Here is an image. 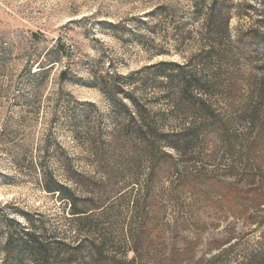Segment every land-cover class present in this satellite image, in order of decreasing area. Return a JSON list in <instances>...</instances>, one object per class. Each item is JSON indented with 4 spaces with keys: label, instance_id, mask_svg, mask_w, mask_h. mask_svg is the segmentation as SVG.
Here are the masks:
<instances>
[{
    "label": "rangeland",
    "instance_id": "1",
    "mask_svg": "<svg viewBox=\"0 0 264 264\" xmlns=\"http://www.w3.org/2000/svg\"><path fill=\"white\" fill-rule=\"evenodd\" d=\"M230 1V38L251 30L264 37V0ZM190 3L0 0V264L6 231L20 230L18 223L52 247L86 239L102 243L104 253L123 264L133 263L134 241L150 245H139L147 264L182 255L190 242L194 249L181 256L182 264H241L264 250V43L253 44V62L227 61L225 74L213 79L217 64L203 67L210 45L199 21L193 38L178 46L164 16L149 30L138 20L160 5L183 13ZM130 29L139 34L131 36ZM59 37L70 54L57 71L33 77ZM154 47L166 52L157 54ZM160 61L186 64L190 71L196 66L197 79L209 90L198 86L192 72L186 73L187 91H169L166 76L142 73L124 82L126 95L109 98L111 74ZM62 68L69 71L65 80L58 76ZM184 93L194 97L196 108L211 109L187 108ZM213 120L207 136L182 147L134 133L137 124L168 133ZM162 152L173 160L161 159L164 170L148 191V174ZM204 176L223 181L227 188H207L230 189L229 197L210 192L199 200L175 183ZM72 204L88 216L79 221ZM212 241L229 243L222 248L227 251L211 250Z\"/></svg>",
    "mask_w": 264,
    "mask_h": 264
},
{
    "label": "trees",
    "instance_id": "2",
    "mask_svg": "<svg viewBox=\"0 0 264 264\" xmlns=\"http://www.w3.org/2000/svg\"><path fill=\"white\" fill-rule=\"evenodd\" d=\"M190 2L191 3L189 7L184 10L183 13H179L177 10L170 11L166 6L160 5L145 13L146 16L139 17L138 20L142 25L148 26L149 30L159 26L160 21L156 20L164 16V19H166V21L172 26V35L175 38L176 44H178V46H183L189 42L191 38H193L194 29L198 27V23L196 24V22L199 21L200 26H202L203 29L201 34L205 33V35L208 36L206 37V40L210 45V47L205 51V56L203 57V67L207 68L212 62L217 64V69L212 74L214 75L213 79L225 74L226 71L223 67L227 61L249 60L250 62H253L254 57L251 56V48H255V45L253 44L256 42L259 44L264 43V37L259 38L256 34L257 31L251 30L248 31V37L246 36L243 38L242 35H239L236 39L230 38L231 21L235 10L233 9L234 3L232 1L190 0ZM248 7H252V5H248ZM109 24L113 28H119L122 26L118 23ZM129 31L131 36H137L139 34L137 33L136 29H130ZM246 41L249 42L247 43L249 44L247 46L244 44ZM154 48L156 51L155 53L157 54H163L166 52L164 49L165 47ZM70 52L71 49L69 46L64 42L63 38L59 37L49 46L44 56L39 60L38 70H36L32 76L43 77L49 73H52L54 70L57 71L58 68L56 66L61 63L63 56H68ZM195 70L196 66L194 70L190 71L187 69L186 64L176 61H160L151 65H147L144 69H140L127 75L120 73L111 74L110 78H113L114 82L111 84L107 83L106 91L111 100H114L116 93H123L126 95L127 91L125 89L126 87L124 82L128 80L134 81L138 79L139 75L142 73H145L147 76L152 74L166 76V78L169 79L167 83V88L169 91H175L179 89L182 91H187L190 88L189 84L191 82V79L188 80L186 78V73L188 72L193 73L192 77L196 79V82L199 84L198 86H200L202 90L208 91L209 87L207 86V82L204 83L197 79L196 75H198L199 71ZM58 74L61 80H65L69 76V71L67 68H62ZM181 98L187 102L186 106L189 109H203L207 112L211 109L207 104H201V106L198 105V108H196V105L193 103L194 97L191 95L184 93ZM215 122L219 124L221 121L219 119H215ZM213 124L214 120L202 127H191L179 132L170 131L168 133H164L158 129H150L148 126L137 124V126L134 128V133L135 137L140 140H153L159 142L165 141L172 147H182L194 142L195 140L203 139V137L208 135L209 130L214 127ZM161 159L163 161H168L170 159L173 160V156L170 153L162 152V155L159 157V159L152 164L147 181L145 183V188L148 191L155 189L157 177H159L160 173L164 170L163 164H161ZM175 183H177V186L182 185L190 188L189 190L194 194L196 199L199 200L201 198L208 199L210 192L219 194L225 198H228L231 194L230 189L215 190V188H207L211 185H214L215 187L217 184L222 185L224 188L228 187L223 181L216 180L213 177L204 176L195 178L194 180L180 178ZM62 190L63 185L57 184L55 191L61 192ZM72 206H74L72 214H74L79 221L88 216L89 211L78 209L76 205L73 204ZM18 225L20 230L10 229L6 231L4 246L2 248V264H25V257H30V259L33 260V264H123L122 261L116 259L115 257L109 256L108 254L106 255L101 247L102 243L99 245V243H96L94 240L89 241L86 239L87 241L85 240L70 245L63 244V247L55 245L52 247L53 243L43 237L41 233L30 230L29 228L22 226L20 223H18ZM86 242L88 243L86 244ZM134 242L135 245L137 244L136 249L133 250L136 256L134 257L133 263L131 264H147L146 257L140 253L139 245L145 246L146 248H149L150 245H145L144 242L141 243L140 241ZM59 244H62V242ZM146 244H153V241L150 240ZM228 244L229 243L220 244L218 241H212L210 249L224 252L227 250L222 248ZM52 248H54L57 253L52 251ZM193 249L194 243L190 242L182 251V255L177 251V253H175L173 256L169 255L163 259L161 264H182V257L184 258V256L188 255ZM229 249H231V247ZM216 254H214V258L218 256ZM241 264H264V250L260 249L259 251L255 252L254 256L250 255L249 257H246Z\"/></svg>",
    "mask_w": 264,
    "mask_h": 264
}]
</instances>
